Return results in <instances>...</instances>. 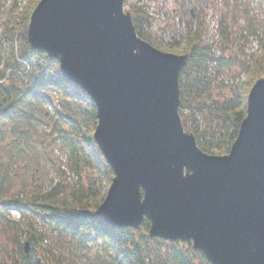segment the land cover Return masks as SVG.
Here are the masks:
<instances>
[{
	"label": "trees",
	"instance_id": "trees-1",
	"mask_svg": "<svg viewBox=\"0 0 264 264\" xmlns=\"http://www.w3.org/2000/svg\"><path fill=\"white\" fill-rule=\"evenodd\" d=\"M40 1L29 0L22 11L16 3L0 9V264H210L188 244L150 238L149 220L134 229L97 217L114 172L94 141L95 105H85L87 94L62 75L57 59L28 43ZM174 1L185 25L171 38L189 58L180 79L183 125L205 153L226 156L251 88L264 77V51L246 52L251 36L264 49V27L250 2L228 0L218 20L220 42L206 41L203 12L193 10L205 0ZM129 13L139 38L166 53L148 30V12L135 5ZM212 68L229 79L211 75ZM51 141L66 152L70 182L51 156Z\"/></svg>",
	"mask_w": 264,
	"mask_h": 264
},
{
	"label": "water",
	"instance_id": "water-1",
	"mask_svg": "<svg viewBox=\"0 0 264 264\" xmlns=\"http://www.w3.org/2000/svg\"><path fill=\"white\" fill-rule=\"evenodd\" d=\"M124 6L41 0L27 32L97 109L94 141L114 172L97 217L134 229L149 220L150 238L192 245L210 264H264V78L230 153H205L180 115L188 55L139 38Z\"/></svg>",
	"mask_w": 264,
	"mask_h": 264
},
{
	"label": "rangeland",
	"instance_id": "rangeland-1",
	"mask_svg": "<svg viewBox=\"0 0 264 264\" xmlns=\"http://www.w3.org/2000/svg\"><path fill=\"white\" fill-rule=\"evenodd\" d=\"M126 1H127V5L124 6L126 13H129L131 6L137 5L139 7H143L144 10H146L148 14L151 16L152 24L148 28V30L152 33V37L155 39L156 43L163 49V51H166V53L175 54V55H184V54H181L183 45L182 44L178 45L176 43L177 40L174 41L171 38L172 34H174L176 31H182L185 25V23L183 24L182 21H181L182 22L181 25L178 24V19H179L178 13H177L178 6L176 5L174 0H125V2ZM227 1L228 0H205V1H202L199 4V6L193 9L194 16L197 15L195 11L199 13L203 12L202 17L204 19V30H205L204 36H205L206 41L208 40L212 41L213 39H215L216 41L220 42V37L218 34V29H219L218 20L220 18V13L225 7V4ZM246 1L251 3L250 5L255 9L254 12L255 14L258 15L261 21V25H263L264 27V0H246ZM28 2L29 0H0V9H2L4 6L9 7L16 3L19 11H22L28 5ZM240 24H242V26L243 25L245 26L246 25L245 19L241 18ZM262 35L264 37L263 33ZM249 41L250 42L246 47V52L248 54H260L262 51H264V49H262V46H261L262 43L258 37L251 36L249 38ZM217 73L218 72L216 69H213V68L211 69V75L217 76L220 79L221 78L229 79V75L227 74V72L223 73L221 76ZM246 77H247L246 75H243L242 79L247 80L248 77L247 78ZM83 102L85 103V105H88L89 107H91V105L94 104L92 99H88V98L87 100ZM49 110L52 111L51 108H49ZM184 114L186 116H190L191 110L186 109L184 111ZM50 131H51L50 129L46 130L47 133ZM41 133L44 134L43 132ZM50 148L52 149L51 156L53 160H55L57 164L64 167L62 168V171L66 173L65 175L68 180V178H71V176H70V173L67 172L68 170L66 168L67 158H66L65 150L60 147L59 143H53L52 141H51ZM37 177H40V176L38 175ZM10 216L12 220L15 222H22L23 220L20 216V213L16 211H12ZM49 244L50 243H47V244L44 243V246H49ZM189 246H192V245H189ZM91 259L95 260L94 258L91 257V258H88V261L91 262ZM96 263L98 264V262ZM200 263L204 264L202 262Z\"/></svg>",
	"mask_w": 264,
	"mask_h": 264
}]
</instances>
